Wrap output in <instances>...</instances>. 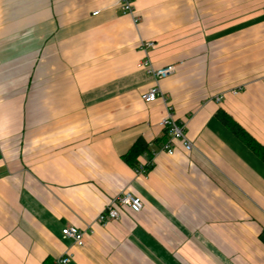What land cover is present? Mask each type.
<instances>
[{
	"label": "crops",
	"instance_id": "obj_1",
	"mask_svg": "<svg viewBox=\"0 0 264 264\" xmlns=\"http://www.w3.org/2000/svg\"><path fill=\"white\" fill-rule=\"evenodd\" d=\"M0 0V264H264V0ZM99 11L98 14L93 12ZM174 64L160 81L138 68ZM158 84L193 143L146 102ZM143 138L137 173L123 158ZM131 190L143 209L95 222ZM77 245L62 229L88 230Z\"/></svg>",
	"mask_w": 264,
	"mask_h": 264
},
{
	"label": "built area",
	"instance_id": "obj_2",
	"mask_svg": "<svg viewBox=\"0 0 264 264\" xmlns=\"http://www.w3.org/2000/svg\"><path fill=\"white\" fill-rule=\"evenodd\" d=\"M118 5L123 14L130 15L133 17L135 23L140 21V16L137 14L134 0H118ZM99 11L93 12L98 14ZM153 41L143 40L140 42V48L144 51L145 57L140 60L137 64L138 68L144 69L149 73L155 81H160L172 75L176 67L174 64H168L162 67H155L149 57L148 51L154 47ZM142 99L146 102H154L157 99H162L168 107L167 114L160 120V125L165 128L168 132V139L162 144L161 149L168 154L172 155L175 151L174 142L179 140L184 144L186 150L191 151L193 148L192 141L188 138L185 133V123L177 121L175 114L172 111L171 104L164 96L161 87L155 84L149 88L142 95ZM154 164V155L150 157L149 161L145 164H139L136 169L137 173L145 174L149 167ZM144 206L143 199L140 195L135 194L131 190H123L121 194L114 197L109 201L104 210H102L96 217L95 222L105 224L112 220H118L122 216V209L129 208L134 214H138L142 211ZM93 224L89 226L88 230H81L74 226H66L62 229L64 236L71 238L77 245L83 246L85 244V235L87 231L93 232ZM71 261V256H64L57 260L58 264H68Z\"/></svg>",
	"mask_w": 264,
	"mask_h": 264
},
{
	"label": "trees",
	"instance_id": "obj_3",
	"mask_svg": "<svg viewBox=\"0 0 264 264\" xmlns=\"http://www.w3.org/2000/svg\"><path fill=\"white\" fill-rule=\"evenodd\" d=\"M227 124L236 133V135L264 161V145L257 141L251 134H249L242 126L238 123L232 122L227 117ZM168 135L167 130L165 129ZM149 150V144L143 138L137 139L131 146L129 151L123 155L124 160L134 168L139 165V157L145 154ZM151 167L148 168L147 172ZM42 264H58L57 261L52 258H46Z\"/></svg>",
	"mask_w": 264,
	"mask_h": 264
}]
</instances>
